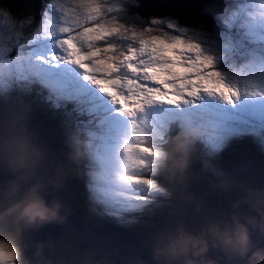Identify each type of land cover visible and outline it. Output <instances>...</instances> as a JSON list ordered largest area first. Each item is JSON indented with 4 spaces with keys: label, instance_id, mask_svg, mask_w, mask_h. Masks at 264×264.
Returning <instances> with one entry per match:
<instances>
[{
    "label": "snow or ice",
    "instance_id": "1",
    "mask_svg": "<svg viewBox=\"0 0 264 264\" xmlns=\"http://www.w3.org/2000/svg\"><path fill=\"white\" fill-rule=\"evenodd\" d=\"M140 7L149 5L50 0L38 26L0 7V95L25 89L30 68L46 64L63 73L45 100L94 142L90 200L98 214L121 223H135V213L167 196L149 177L162 171L158 149L174 126L199 129V142L218 137L181 119L185 106L204 96L264 97V0L209 8L222 26L211 30L175 15L141 22L130 11ZM150 118L160 129L158 144L145 131ZM22 259L18 245L0 238V264Z\"/></svg>",
    "mask_w": 264,
    "mask_h": 264
},
{
    "label": "rangeland",
    "instance_id": "2",
    "mask_svg": "<svg viewBox=\"0 0 264 264\" xmlns=\"http://www.w3.org/2000/svg\"><path fill=\"white\" fill-rule=\"evenodd\" d=\"M32 2L33 0H0V7L10 9L12 13L17 15L27 14L33 17L36 8L34 9ZM243 2L244 0H203L201 8L209 13V8L235 7ZM49 3L50 0H43L40 8L37 9L35 17L37 26L43 18L44 12L48 10ZM156 8H164V6L153 5L151 9ZM131 13L141 17V22L145 19L150 20L151 18L175 15L179 18L180 23L185 26L204 24L208 26L209 30L214 27H222L217 17V22L210 24L205 23L206 21L202 19H184L175 12L170 13L165 10H150L147 13L140 9V11L135 10ZM186 13L189 14L190 12ZM195 14H198V12H195ZM129 26H131V23ZM144 26L147 27L148 25L145 24ZM13 93L14 91L0 95V115H3L6 111L8 102L15 98ZM47 104L46 114L55 109L49 103ZM178 115L183 120L213 129L218 133V137L214 139V144L198 142L193 156L201 168L200 173L197 175L204 180L209 190L216 194L217 199L206 201L204 197L202 212L194 211L190 207L188 210H184V202H194L196 198L181 192H173L171 188L158 182L166 190L167 196L158 198L154 204L142 212L135 213V223H121L113 217L98 214L95 208L89 205L88 200L90 199L86 200L85 198L84 202H86L83 203V206L82 204L79 205L78 214L74 213L75 218L71 215L73 220L62 218L59 221V225L56 227L55 239L39 238L37 236L42 235L40 231L36 233L32 228L25 226L30 234L35 236L30 238L29 233L22 227L21 232L8 227L7 212L20 199L21 194L12 190L11 182L0 178V238L10 240L22 249L23 259L21 264H30L25 254L29 247V241H32L38 250L47 249L48 254L55 260L54 263L56 264H110L116 258L121 257L127 248L155 251L158 239L173 232L179 225H184L190 230H197L210 218H228L233 211L223 206L224 203L221 201V197L233 198L234 201L238 202L248 190L255 193H264V97L242 95L235 102H232L220 96H204L185 106ZM60 119L66 118L60 117ZM56 129L57 131L52 137L59 144L60 155H63L61 161L49 151L45 140L41 141L35 135L32 137L36 139V142L47 154L44 169L51 171V177L55 176L57 184L63 189V194L68 199V204H66L65 200H62L59 196V200L63 204L61 212L70 216L71 213L68 209L75 208L71 207L70 202L76 205L79 203L74 202L71 198V194L76 192V188L69 182V175L71 174L75 179H79L82 170L87 171L88 164H85L83 168L82 166L79 168L75 162L69 159L68 133L71 129L69 123L59 120L54 123L51 131ZM255 130H259V135H255ZM247 134L251 135L252 147L250 148L243 146ZM204 161H207L210 165L208 170L203 168ZM253 163L257 164L258 171L251 170ZM0 168L6 172L7 164L1 161ZM51 184L53 188H57L56 184ZM222 184L227 185V187H223ZM75 187H78V185H75ZM5 190L8 192L11 190V192L6 193ZM86 190L88 192L87 184ZM3 195L5 199H1ZM237 202L233 206L255 208L258 210V214L264 211V205L249 202L237 204ZM51 224L53 227L55 221ZM51 224L47 227L49 228ZM44 252L46 253V251ZM40 264L48 263L42 261Z\"/></svg>",
    "mask_w": 264,
    "mask_h": 264
},
{
    "label": "clouds",
    "instance_id": "3",
    "mask_svg": "<svg viewBox=\"0 0 264 264\" xmlns=\"http://www.w3.org/2000/svg\"><path fill=\"white\" fill-rule=\"evenodd\" d=\"M27 87L14 91L3 115H0V161L7 164L15 177L12 190L21 194L8 210L16 222L25 225H39L62 219V204L58 200L48 202L44 197L46 185L56 184L55 176L46 180L41 172L47 162L44 149L28 134L27 120L36 102H46L52 91L53 82L63 76L59 69L46 64L30 68L27 72ZM150 142L159 143L160 129L155 118H150L145 127ZM197 128L174 126L170 136L158 150V164L162 171L184 172L191 164L194 149L199 142ZM69 159L76 163L89 164L95 158L94 142L82 129L72 126L68 133ZM210 165L203 162V168ZM223 187L227 185L222 184ZM264 205V193L248 190L237 202ZM235 207V205H234ZM258 223L264 231V211L259 222L234 211L228 218L213 217L197 230L179 225L173 232L158 239L155 253L161 264H220L208 256L210 251L220 253L226 264H264V247L255 244L249 225Z\"/></svg>",
    "mask_w": 264,
    "mask_h": 264
},
{
    "label": "trees",
    "instance_id": "4",
    "mask_svg": "<svg viewBox=\"0 0 264 264\" xmlns=\"http://www.w3.org/2000/svg\"><path fill=\"white\" fill-rule=\"evenodd\" d=\"M42 2H43V0H33V2H32L34 9L36 8V10L33 13V17H32L34 19V21H35V17H36L37 11H38L37 9L40 8ZM146 3H147V1H146ZM146 3L144 5H146ZM152 7H153L152 5L149 6L148 8L142 7V10L143 11L146 10L147 13H149L148 10H151ZM202 11H204V10L202 9ZM212 17H213L212 22L210 24H212L213 22L215 24L217 22L216 16L212 15ZM191 18H188V19H191ZM47 109H48L47 103L36 102L33 106V109L31 111L30 115H29V118L27 120L26 130L28 133H32L33 136L35 135L39 140H41V141L45 140L49 151L52 154H54L57 157V159H59V161H61L63 155H60L59 144L56 143L52 137L53 134L56 133L57 129L55 131L54 130L51 131V128L53 127L54 123L59 121V120H61L62 122H67V118L65 117V115L60 110H57V109H52L51 112H47L48 114H46L45 112ZM42 112H44L45 114H43ZM60 117L66 118V119H60ZM247 117L250 118L249 116H247ZM255 132H256L255 135H259V130H255ZM250 138H251V135L247 134L246 135V141H243V146H248L249 148L252 147V143H251ZM34 140L36 141V139H34ZM199 156L201 157V155H199ZM64 158H66V157H64ZM75 164L77 166H79V168L81 166L83 168V166L85 165V163H76V162H75ZM75 164H74V166H75ZM226 165H228V164H226ZM7 170L9 173H11L8 169V166H7ZM251 170L252 171H258V166L256 163L252 164ZM200 171H201V168H200L199 164L193 158L191 164L182 173L181 172H174L173 173V172L161 171L157 176L152 177V178L156 179L157 182H159L161 185L171 188V190L173 192H177V193L181 192L182 194H186L187 196L190 195L191 197L196 198L194 202L185 201L184 202L185 206H183L184 210H188L190 207L194 211H201L202 212L203 211L202 206H204L203 198L205 197L206 201H208L210 199L211 200L217 199V197H216V194H213L209 190V188L207 187V184L204 183V180H202V178L197 175L200 173ZM3 172L6 173L7 171L5 172L3 170ZM10 176L14 177L12 175V173L10 174ZM4 177L9 178V177H6V176H3L0 174L1 179ZM86 179H88V177L86 175V171H84V170H82V173H81L79 179H75V177L72 176L71 174L69 175V182L72 183L71 185H74V188H76L75 189L76 192H74V194L73 193L71 194V198L73 199L74 202L79 203L78 205H76V204L70 202L71 207L72 208L75 207L74 209H72V211L76 215L78 214L77 210L80 209L79 205L82 204V206H83V203L86 202V201L84 202V199L85 198H86V200L90 199L89 196H87L88 192L86 190V184H88V181H86ZM11 181H13V180H11ZM75 185H78V187H75ZM5 192L10 193L11 190H10V192L5 190ZM62 192H63V189H62ZM4 195L2 196L1 199L4 198ZM220 199L224 203L223 206L225 208H228V210L231 209V211H233V212L239 211L242 214V216H247V215L261 216V214L257 213L258 210H256L255 208L251 209V208H248L245 206L234 207L233 204H236L237 201H234L233 198L228 199L227 197L223 196ZM88 202H89L90 206L96 208L91 200H88ZM255 211H256V213H255ZM216 214H217V212L215 213V215ZM7 215H8V220H9L8 221V224H9L8 227L12 230H19L20 231L21 228L18 225L19 222H16L14 216L11 214H8V212H7ZM184 217H187V216H184ZM23 234L25 235V233H23ZM27 239H29V237H27ZM25 254H26V258L28 259L30 264H40L42 261H47L48 264L49 263L52 264L51 261L49 259H47L42 254L41 249L38 250L37 246L32 241H29V247L27 248V251ZM54 264H56V263H54ZM220 264H222V263L220 262Z\"/></svg>",
    "mask_w": 264,
    "mask_h": 264
},
{
    "label": "water",
    "instance_id": "5",
    "mask_svg": "<svg viewBox=\"0 0 264 264\" xmlns=\"http://www.w3.org/2000/svg\"><path fill=\"white\" fill-rule=\"evenodd\" d=\"M146 1H147V3L153 2L154 3L153 5L164 6V8H156V9H151V10H155V11L165 10V11L170 12V13L175 12V13L179 14V16L184 18V19H188V18L192 17L196 20L202 19V20L206 21L205 23H211L212 22V18H213L212 15L208 12L202 11L201 4H202L203 0H192L193 7L189 6L188 2L186 0H139L140 4H142V5H144L146 3ZM179 3H181V4L179 5ZM140 9L142 10V7L132 8V9H130V11L131 12H134L135 10L140 11ZM194 9L197 11H194ZM148 11L150 12V10H148ZM144 12H147V11L145 10ZM186 12H190V13L187 14ZM195 12L196 13L198 12V14H195ZM186 15H188V16H186ZM28 134L31 137L33 136L32 133H28ZM32 138L34 139V137H32ZM43 169L44 168L41 169V172H42L44 178L46 180L51 179L52 178L51 177V171H46L45 169H44L45 170L44 171ZM6 171H7L6 173L0 172V174L3 176L9 177L11 180H14L15 177H11L10 176L11 173H9L8 170H6ZM56 186H57L59 193L58 194L55 193L53 195V200L58 199V201H60L59 200V196H60V198H62V200H65L66 204H68L67 197L65 196V194L62 193V191H60L61 187H59V184H57V183H56ZM47 187H49V189L53 188L51 183H48L46 185V188ZM44 197L48 202L53 201L48 196H46L45 193H44ZM70 209H68V211L71 213L70 216L68 214H63L62 212H60L61 217L72 219V216H73L75 218L74 212L72 211V209L71 210ZM247 216L254 218V220L256 222H259V220H260V216H258V215H247ZM59 221H55V224L53 225V227H52L51 223H54V221L39 224V225H32V226H28V225H25L23 222H19V227L20 228L22 227L25 231H27L29 233L30 237H32V238L35 236L30 234V232L28 231V229L25 226L32 228L36 233H38L40 231L42 233V235L37 236L39 238L55 239L56 227L59 225ZM49 224H51V227L48 228L47 225H49ZM47 228L48 229L51 228L50 233L46 232ZM249 231H250L252 241L255 244H257V242L259 241L260 246L264 247V231L261 230L259 224L258 223L250 224L249 225ZM43 250L46 251V253ZM41 252L52 263L55 262V260L48 254L47 249L42 248ZM208 256L213 258V259L219 260V262H221L222 264H226V258L223 257V255L220 253H214V252L210 251L208 253ZM110 264H161V260L159 258H157L155 251H149V250H144V249H139V248H127L121 257L116 258Z\"/></svg>",
    "mask_w": 264,
    "mask_h": 264
},
{
    "label": "bare ground",
    "instance_id": "6",
    "mask_svg": "<svg viewBox=\"0 0 264 264\" xmlns=\"http://www.w3.org/2000/svg\"><path fill=\"white\" fill-rule=\"evenodd\" d=\"M187 2H188V5L189 6H192L193 7V5H192V0H186ZM154 3L153 2H148V3H146V5H149V6H151V5H153ZM181 3H179V5H180ZM194 11H197V10H195L194 9ZM9 180V179H8ZM60 191H62V189H60ZM45 195L46 196H48L51 200H53V195L56 193V194H58L59 192H58V189L57 188H52V189H49V187H47L46 188V190H45ZM63 193V192H62ZM58 200V199H57ZM62 206H63V204H62ZM61 210H62V208H61ZM61 210H60V212H61ZM51 227V226H50ZM50 231H51V228L50 229H48L47 228V230H46V232H49L50 233Z\"/></svg>",
    "mask_w": 264,
    "mask_h": 264
},
{
    "label": "flooded vegetation",
    "instance_id": "7",
    "mask_svg": "<svg viewBox=\"0 0 264 264\" xmlns=\"http://www.w3.org/2000/svg\"><path fill=\"white\" fill-rule=\"evenodd\" d=\"M3 179H6V180H8L9 178H3ZM9 182H12L10 179L8 180Z\"/></svg>",
    "mask_w": 264,
    "mask_h": 264
}]
</instances>
